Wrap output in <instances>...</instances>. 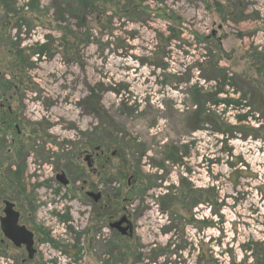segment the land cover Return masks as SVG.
I'll return each instance as SVG.
<instances>
[{"label": "rangeland", "instance_id": "374dc122", "mask_svg": "<svg viewBox=\"0 0 264 264\" xmlns=\"http://www.w3.org/2000/svg\"><path fill=\"white\" fill-rule=\"evenodd\" d=\"M93 1L0 0V72L7 81L23 78L26 111L35 108L42 118L34 130L60 141L81 142L83 133L94 134V142L104 139L114 208L127 194L118 190L120 161L124 186L130 175L138 177L135 205L147 207V218L139 222L148 247L140 252L144 264L174 261V238L186 244L176 256L186 264H199V249L202 264L261 259L264 264L263 236L258 242L263 249L246 251L243 241L252 227L232 209L243 212L253 205L256 187L264 183V87L257 90L264 86V0H106L95 7ZM97 5L103 14L95 13ZM171 29L182 41L173 42L160 59L158 39ZM203 37L204 43L197 39ZM210 61L228 72L229 86L216 98L231 99L229 107L213 103L215 80L205 79L195 66ZM204 94L209 95L205 105ZM202 109L233 128V137L211 124L194 130ZM246 128L254 131L245 137ZM75 148L72 143L59 152L60 160H68ZM213 185L223 201L220 237L225 240L219 247L212 226ZM175 211L184 217L174 216L179 225L166 232ZM201 217L202 232L195 223ZM256 231L251 237L261 236ZM107 235L106 258L93 247L76 264H116L114 236ZM237 239L240 246L231 247Z\"/></svg>", "mask_w": 264, "mask_h": 264}, {"label": "flooded vegetation", "instance_id": "af4514ba", "mask_svg": "<svg viewBox=\"0 0 264 264\" xmlns=\"http://www.w3.org/2000/svg\"><path fill=\"white\" fill-rule=\"evenodd\" d=\"M8 80L0 72V264H76L93 247L100 249L106 258L108 232L114 236L116 264H144L140 252L148 247L140 237L143 229L139 222L147 218V207L135 205L140 185L138 177L130 175L124 186V166L120 161L118 190L127 194L112 207L108 195L106 141L94 142L91 133H83L81 142L80 138L60 141L48 132L34 130L42 118L35 108L26 111L27 90L23 78L18 75ZM72 143L75 151L68 155V160H60L59 152L68 151ZM213 186L212 226L216 233L214 243L219 247L225 240L220 237L223 201L217 194L219 187ZM254 196L253 205L249 204L243 212L236 207L232 209L241 216L239 220L252 227L243 244L246 251L251 249L256 253L263 249L262 242L258 243L262 236L264 241V183L256 187ZM239 201L241 204L244 199ZM203 203L202 197L197 198L195 204L200 215ZM183 214L171 212L172 220L165 231L175 230L179 223L173 217L183 218ZM197 220V231L202 232L203 217ZM61 225L62 230L58 231ZM256 229L261 235L259 238L254 234L251 237L252 233L257 234ZM170 243L175 248V259L169 264H186L181 256L176 258L178 252L182 254L185 242L174 238ZM234 244L240 246L239 240L231 247ZM52 251L54 255L47 257ZM202 255L199 249V264H202Z\"/></svg>", "mask_w": 264, "mask_h": 264}, {"label": "trees", "instance_id": "16d2710c", "mask_svg": "<svg viewBox=\"0 0 264 264\" xmlns=\"http://www.w3.org/2000/svg\"><path fill=\"white\" fill-rule=\"evenodd\" d=\"M102 1H106V0H94L92 2V5L93 7L96 6V3H101ZM109 1H112V0H109ZM99 6L100 5H97V8L94 10L96 14H103L104 11L100 12V9H99ZM146 11L142 12L144 13V15H148L147 13H145ZM165 17V15H163ZM167 17L169 18H173L172 16H168ZM112 18H109L108 17V21H110ZM96 20L97 21H101L100 17L98 16V18L96 17ZM102 27V26H100ZM200 42L204 43L205 41L208 40L207 37H203L201 39L197 38ZM211 40L214 41V38L213 37H210ZM158 45L159 47H161V52L157 53V57L160 58V59H163L164 58V55L166 52V50L173 44V42H180L181 43V33L179 31H176V30H173L171 29L170 31V34L168 35L167 38H163V37H159L158 39ZM69 45V44H68ZM207 48V47H206ZM202 51L204 52L202 54L203 58H206L209 57V53L211 54V52L209 51V49H205L203 48ZM21 57V56H20ZM205 59V60H206ZM195 66H197L198 69H200L201 73H202V76L206 79L208 76H211L214 78L215 80V93L212 94V97H214L216 100L213 101V103L215 105H219V104H222L224 105L225 107H229L231 105V99H228L227 98H224V99H217L216 97L219 95V94H222L225 92V87L226 86H229L227 84V81L229 79L228 77V72L225 70V69H221L219 67V65L217 64V62H214V61H210L208 63L206 62H203V63H199V64H195ZM260 71V70H259ZM262 76V75H260ZM263 85L259 84V87H257V90H261L260 88L263 89ZM262 91V90H261ZM207 96L209 95H203L202 97V100H203V105H205V101H207ZM204 108V106H203ZM200 114V118H195L194 120V125H193V129L194 130H198V129H204V126L205 125H213L216 129H218L217 131L219 133H222L223 136L229 138V137H233V128L230 127H226L225 125H223L222 123H220L219 120H217L214 115L210 114V113H207V111L205 110H201L198 115ZM243 117H239V120L240 122L243 121ZM247 129V128H246ZM248 130H249V133L250 132H253L254 130L252 129H247V131H242L243 132V136H247L248 135ZM261 263L263 262V259L259 260Z\"/></svg>", "mask_w": 264, "mask_h": 264}]
</instances>
